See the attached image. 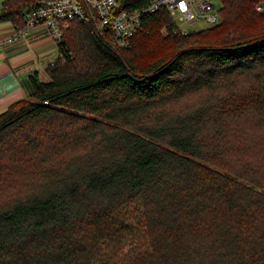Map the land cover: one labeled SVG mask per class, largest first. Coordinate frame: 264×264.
<instances>
[{
    "label": "trees",
    "instance_id": "1",
    "mask_svg": "<svg viewBox=\"0 0 264 264\" xmlns=\"http://www.w3.org/2000/svg\"><path fill=\"white\" fill-rule=\"evenodd\" d=\"M219 1L200 30L146 13L123 47L69 22L50 80L0 112V184L24 189L0 264H264V0Z\"/></svg>",
    "mask_w": 264,
    "mask_h": 264
},
{
    "label": "built area",
    "instance_id": "2",
    "mask_svg": "<svg viewBox=\"0 0 264 264\" xmlns=\"http://www.w3.org/2000/svg\"><path fill=\"white\" fill-rule=\"evenodd\" d=\"M121 0H36L25 12L24 25L13 28L9 35L0 37V46L28 33L37 25H46L52 37L59 41L71 20L80 18L93 21L97 31H112L118 46L129 45L131 38L142 26V16L161 8L167 9L178 20L188 23L205 18L210 24L220 21L214 0H153L147 6L133 11H118ZM187 31V30H182Z\"/></svg>",
    "mask_w": 264,
    "mask_h": 264
},
{
    "label": "crops",
    "instance_id": "3",
    "mask_svg": "<svg viewBox=\"0 0 264 264\" xmlns=\"http://www.w3.org/2000/svg\"><path fill=\"white\" fill-rule=\"evenodd\" d=\"M13 26L1 28L0 37L13 32ZM60 54L58 44L46 25H37L24 36L0 46V112L12 103L29 97L33 87L30 75L50 80L48 66Z\"/></svg>",
    "mask_w": 264,
    "mask_h": 264
},
{
    "label": "rangeland",
    "instance_id": "4",
    "mask_svg": "<svg viewBox=\"0 0 264 264\" xmlns=\"http://www.w3.org/2000/svg\"><path fill=\"white\" fill-rule=\"evenodd\" d=\"M2 1L3 0H0V9L2 6ZM214 3L217 7H219L221 5L219 0H214ZM258 9L264 10V1L262 2V5L258 6ZM177 21L179 22V25L184 30H200V29H204V28H207L208 26H210V23L205 18H198L193 23H188V22L183 21V20H177ZM8 25H9L8 21H1L0 22V30H1V28H4ZM55 42L58 44L57 40H55ZM18 191L19 192L24 191L23 187H19V188L18 187H12V186L6 185V183L0 184V206L6 205L8 202H11L13 200V195L15 193H17Z\"/></svg>",
    "mask_w": 264,
    "mask_h": 264
}]
</instances>
